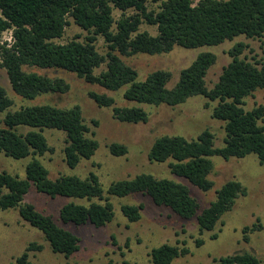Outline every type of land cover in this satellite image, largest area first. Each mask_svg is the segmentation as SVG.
Wrapping results in <instances>:
<instances>
[{"label": "trees", "instance_id": "1", "mask_svg": "<svg viewBox=\"0 0 264 264\" xmlns=\"http://www.w3.org/2000/svg\"><path fill=\"white\" fill-rule=\"evenodd\" d=\"M115 10L122 12L120 19L115 18ZM129 10L135 14L128 16ZM69 18L88 33L84 41L76 36L68 43L58 42L69 26ZM144 23L156 26L158 35L141 32ZM6 31L13 32L15 42L11 47L0 46V59L14 93L23 99L33 101L42 95H64L70 91V84L64 79L28 72L25 67L74 73L87 83L111 92L127 87L125 100L139 105L176 107L192 97L202 96L217 102L212 118L224 123V147H216L215 137L209 130L192 141L166 135L154 142L150 161H170L172 174L204 192L214 188L209 179L214 171L212 157L229 161L253 154L264 165V106L251 111L244 108L246 98L264 91V64L242 59L245 45L238 44L230 51L232 62L213 89L206 82L208 71L217 62L213 53H202L181 72L179 82L172 89L168 88L171 72L158 70L145 81H138V71L121 58L166 54L176 46L185 49L219 46L239 36L262 38L264 0H200L198 3L165 0L158 11H150L147 0H0V32ZM97 37L104 38L108 45L105 55L97 50ZM103 65L106 70L97 75L96 70ZM89 96L100 107H113L115 119L122 123L148 122L149 115L140 106L117 107L115 99L107 94L90 92ZM13 107L14 101L0 85V113L5 114L0 127V153L16 160L32 158L26 167L25 179L7 171L0 172V210L18 209L25 222L43 232L55 254L70 258L80 251V239L33 204H24L32 186L39 194L52 199L66 197L90 202L88 206L71 202L62 207L60 219L64 224L91 223L97 228L104 227L115 218L111 196L123 198L141 193L184 219L197 218L201 235L215 231L223 216L233 210L237 199L247 195V189L240 182L229 181L217 191L216 201L199 215V203L186 185L148 174L113 183L108 196L94 173L84 179L75 175L52 179L39 159L54 152L44 134L46 129L66 133L65 162L71 169L83 160H90L99 149L95 133L93 137L88 136L91 130L81 107L60 108L47 104L15 111ZM109 149L116 157L128 154L124 145L112 144ZM143 210V205L122 206L124 216L131 223L142 219ZM254 228L244 229L246 242L248 232H254ZM217 238L216 234L212 237ZM204 243L198 240L197 246ZM42 250V246L31 243L17 259L18 264H30L29 252ZM189 254L186 247L165 244L153 249L150 256L153 264H172ZM213 264H264V259L245 251L215 259Z\"/></svg>", "mask_w": 264, "mask_h": 264}, {"label": "rangeland", "instance_id": "2", "mask_svg": "<svg viewBox=\"0 0 264 264\" xmlns=\"http://www.w3.org/2000/svg\"><path fill=\"white\" fill-rule=\"evenodd\" d=\"M164 1L147 0V7L150 11H158ZM193 1L198 3L200 0ZM126 14L130 16L135 14V11L129 10ZM114 16L120 19L122 12L115 10ZM140 31L149 32L153 36L158 35L157 27L146 23L141 25ZM76 36H80V41H84L88 33L69 18V26L58 42L65 44ZM238 44L246 46L241 55L242 59L264 64V36L262 38L239 36L219 46H204L197 49L176 46L172 52L166 54H137L121 58L138 71V81H145L151 73L158 70L171 72L172 79L168 88L172 89L179 82L181 72L190 67L202 53H213L217 57V62L206 77L207 86L213 89L224 69L232 62L230 51ZM96 47L103 55L108 52V45L102 37H97ZM105 70L106 65H103L96 70V74L99 75ZM25 71L51 78H62L70 84V91L64 95H42L33 101L23 99L14 93L0 59V85L14 101L13 111L47 104L60 108L80 106L84 120L91 130L88 136L93 137L92 133H95L94 138L99 143V149L90 160H83L77 168L71 169L65 162L66 133L46 129L44 134L54 152L47 153L39 159L49 170L52 179L61 175H75L84 179L94 173L99 177L104 193L108 196L107 192L113 183L148 174L158 179H168L186 185L199 203V215L216 201L217 191L229 181L240 182L247 189V195L237 199L233 210L223 216L215 231L201 235L197 218L184 219L170 208L156 205L149 195L141 193L123 198L111 196L115 218L104 227L97 228L91 223L82 226L64 224L60 219L62 207L71 202L88 206L90 202L66 197L52 199L39 194L32 186L24 204H33L39 212L51 216L57 225L76 235L80 239V251L70 258L55 254L43 232L25 222L18 209L0 210V264H18L17 259L26 252L31 243L42 246L43 250L29 252L30 264H153L150 256L152 250L165 244L190 250L189 255L179 257L172 264H213L215 259L245 251L264 259V165L256 155L229 161L221 157H212L214 171L209 179L214 183V188L209 192H204L188 180L172 174L169 168L170 161L158 163L149 159L154 142L166 135L181 136L192 141L209 130L215 137L216 147H224L226 138L224 123L212 118L217 102L212 103L202 96H196L176 107L139 105L125 100L124 92L127 87L118 92H111L99 85L87 83L74 73L62 70L25 67ZM90 92L113 97L117 107H142L149 115L148 122L131 124L116 120L113 107H100L90 98ZM259 106H264L262 90L246 98L244 108L251 111ZM4 117L5 114L0 113V127H3ZM94 121L98 125H95ZM112 144L126 146L128 154L122 157L113 156L109 149ZM31 159L30 157L16 160L0 153V172L7 171L25 179L26 167ZM124 205H143L142 219L137 223H131L122 212ZM246 227H255L254 232L250 231L247 234L248 242L245 241L244 234ZM215 234L218 238L212 239ZM198 240H203L204 245L198 247ZM184 242L186 246L183 245Z\"/></svg>", "mask_w": 264, "mask_h": 264}, {"label": "built area", "instance_id": "3", "mask_svg": "<svg viewBox=\"0 0 264 264\" xmlns=\"http://www.w3.org/2000/svg\"><path fill=\"white\" fill-rule=\"evenodd\" d=\"M14 42L12 31L0 32V46L7 45V47H11Z\"/></svg>", "mask_w": 264, "mask_h": 264}]
</instances>
